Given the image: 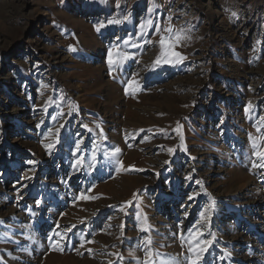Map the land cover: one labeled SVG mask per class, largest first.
<instances>
[{
	"label": "rangeland",
	"instance_id": "374dc122",
	"mask_svg": "<svg viewBox=\"0 0 264 264\" xmlns=\"http://www.w3.org/2000/svg\"><path fill=\"white\" fill-rule=\"evenodd\" d=\"M254 143L264 0H0V264H264Z\"/></svg>",
	"mask_w": 264,
	"mask_h": 264
},
{
	"label": "snow or ice",
	"instance_id": "6c2138e0",
	"mask_svg": "<svg viewBox=\"0 0 264 264\" xmlns=\"http://www.w3.org/2000/svg\"><path fill=\"white\" fill-rule=\"evenodd\" d=\"M233 16H235L236 14L235 13H232ZM115 22H119V21H115ZM147 25L148 26H151L152 25V21H148L147 22ZM145 27V25H141V28L143 29ZM158 28V26H157ZM99 30V29H97ZM159 30V29H158ZM165 31L169 32V36L167 38L168 40V43H166V40L164 37H161V40H160V45H161V55L157 58V60L154 62L156 64H159L161 62H164V63H171L172 61L167 59V57L169 56H175V57H178L179 60H182L183 57L180 56V54L178 52H175V51H172V49L174 47L177 46V44L184 39V36L182 35V33H173L172 30L170 28L168 29H165ZM175 40L176 41V44H173L171 43V41ZM70 51H74V49H69ZM127 57H124V59H126ZM117 63L116 60L113 59V53L110 51L109 52V66H110V69L111 67ZM130 85L133 83V82H129ZM247 111V109H246ZM251 139V138H250ZM254 146V149H256V146H255V143L253 144ZM119 149L117 148L115 150V152L113 153V155H115L116 153H119ZM172 150L169 149V152H171ZM254 155L258 158V161L259 163L257 162H254L253 163V167H262L264 168V150H260V149H256L254 151ZM79 163V162H78ZM117 171H119V169H117ZM39 203V202H38ZM211 207V206H210ZM202 243L204 244H211V241H203ZM145 244L146 245H150L151 244V241L150 240H146L145 241ZM81 247H83V240L81 242ZM205 249L204 248H200L199 250L195 249V248H189V252H192L193 253V256L189 258V264H198V261L200 260L201 258V254L202 252L204 251ZM225 255L227 256L228 253L226 252ZM147 256L149 257L148 259H146L143 264H157V260H156V257H160L159 259V264H177V262L172 259V258H165V257H161L159 253H152L151 251H149L147 253Z\"/></svg>",
	"mask_w": 264,
	"mask_h": 264
}]
</instances>
